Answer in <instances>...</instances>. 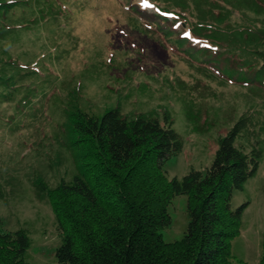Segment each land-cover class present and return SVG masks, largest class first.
Wrapping results in <instances>:
<instances>
[{
    "label": "rangeland",
    "instance_id": "374dc122",
    "mask_svg": "<svg viewBox=\"0 0 264 264\" xmlns=\"http://www.w3.org/2000/svg\"><path fill=\"white\" fill-rule=\"evenodd\" d=\"M31 5L28 17L38 18L37 23L0 40V59L23 68V90L31 91L35 101L27 106L20 96L0 103V219L5 231H29L28 262L56 261L62 242L57 218L51 203L39 200L37 184L54 189L87 164L83 153L71 146L76 114L101 117L119 108L127 117L172 119L184 149L166 164L170 180L210 168L219 140L244 114L251 116L263 157L244 191L233 194V208L249 204L241 235L231 247L233 264H260L263 87L253 92L238 83L229 72L228 52L222 55L188 37L183 21L151 0H37ZM231 20L241 24L248 19L236 14ZM255 23L262 27L264 18ZM187 208L188 198L173 200L168 210L172 225L161 232L165 242L184 238L190 222Z\"/></svg>",
    "mask_w": 264,
    "mask_h": 264
},
{
    "label": "trees",
    "instance_id": "16d2710c",
    "mask_svg": "<svg viewBox=\"0 0 264 264\" xmlns=\"http://www.w3.org/2000/svg\"><path fill=\"white\" fill-rule=\"evenodd\" d=\"M33 1L0 0V40L37 23L28 17ZM151 1L183 21L188 37L228 54L229 72L238 83L264 91V24L255 23L264 18V0ZM236 14L248 20L233 23ZM22 71L0 59V103L20 96L24 105L35 103L32 92L23 90ZM76 115L71 146L89 163L54 189L37 184L39 200L53 207L62 241L53 264H233L231 246L249 204L233 208V194L244 191L263 157L248 113L219 140L210 168L172 180L165 167L182 153L184 140L169 116L127 117L119 108L101 117ZM240 140L247 145H238ZM180 196L188 198L190 222L181 241L167 243L161 232L172 225L168 210ZM3 229L0 219V264H30L29 231ZM261 246L264 264V239Z\"/></svg>",
    "mask_w": 264,
    "mask_h": 264
}]
</instances>
